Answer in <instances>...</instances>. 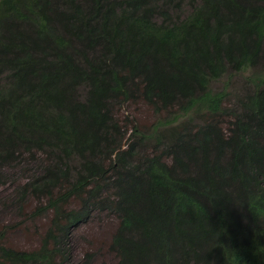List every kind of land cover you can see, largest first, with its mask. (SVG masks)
<instances>
[{
    "label": "trees",
    "instance_id": "trees-1",
    "mask_svg": "<svg viewBox=\"0 0 264 264\" xmlns=\"http://www.w3.org/2000/svg\"><path fill=\"white\" fill-rule=\"evenodd\" d=\"M138 101L170 123L117 117ZM23 163L50 228L0 264H72L97 214L117 264H264V0H0V186Z\"/></svg>",
    "mask_w": 264,
    "mask_h": 264
},
{
    "label": "rangeland",
    "instance_id": "rangeland-1",
    "mask_svg": "<svg viewBox=\"0 0 264 264\" xmlns=\"http://www.w3.org/2000/svg\"><path fill=\"white\" fill-rule=\"evenodd\" d=\"M186 7V6H185ZM187 11V8L184 10ZM249 72L234 74L227 78L210 84V90L220 92L227 84L228 98L224 102L225 107H232L237 97L243 96L245 91L252 89L246 82ZM119 119L128 118L138 126L142 133H152L155 127L168 125L172 118L170 112H162L159 115L141 101L128 104L117 110ZM174 114V113H173ZM190 116V115H189ZM187 116L181 117L179 123L186 121ZM225 119H222V127H226ZM26 163L15 166L5 173L0 186V244L15 251H37L41 248L46 232L50 228L52 214L48 211L43 216L34 219L32 213L40 206L35 199L27 198L20 206L16 204V189L21 186L26 178ZM118 227V220L110 215L97 214L86 224L73 231L69 248V259L72 264H80L86 255H92L90 264H117L118 259L109 250L111 239Z\"/></svg>",
    "mask_w": 264,
    "mask_h": 264
}]
</instances>
